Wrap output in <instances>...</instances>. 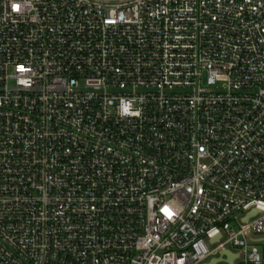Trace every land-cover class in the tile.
<instances>
[{"label": "built area", "instance_id": "obj_1", "mask_svg": "<svg viewBox=\"0 0 264 264\" xmlns=\"http://www.w3.org/2000/svg\"><path fill=\"white\" fill-rule=\"evenodd\" d=\"M263 240L264 0H0V264Z\"/></svg>", "mask_w": 264, "mask_h": 264}, {"label": "rangeland", "instance_id": "obj_2", "mask_svg": "<svg viewBox=\"0 0 264 264\" xmlns=\"http://www.w3.org/2000/svg\"><path fill=\"white\" fill-rule=\"evenodd\" d=\"M258 246H259L261 252L264 253V240L261 242H258Z\"/></svg>", "mask_w": 264, "mask_h": 264}, {"label": "water", "instance_id": "obj_3", "mask_svg": "<svg viewBox=\"0 0 264 264\" xmlns=\"http://www.w3.org/2000/svg\"><path fill=\"white\" fill-rule=\"evenodd\" d=\"M255 212H256V210H253L252 212H250V214H253V213H255ZM250 214H249V215H250ZM227 254H228V252H227ZM232 261H233V260H232V259H230V261H229V262L231 263Z\"/></svg>", "mask_w": 264, "mask_h": 264}]
</instances>
